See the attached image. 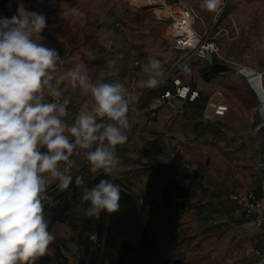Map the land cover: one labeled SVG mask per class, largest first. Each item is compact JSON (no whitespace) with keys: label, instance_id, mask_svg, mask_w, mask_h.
Segmentation results:
<instances>
[{"label":"crops","instance_id":"1","mask_svg":"<svg viewBox=\"0 0 264 264\" xmlns=\"http://www.w3.org/2000/svg\"><path fill=\"white\" fill-rule=\"evenodd\" d=\"M191 1L174 0V5L191 8L200 22L196 28L206 32L211 23L200 17L201 9ZM240 1L234 12L239 21L237 38L229 39L237 48L238 53L229 57L235 62L206 80L216 61L192 59L175 76L199 90L195 104L170 107L161 98L164 87L172 84L167 75L177 68V58L187 54L174 50L172 44L162 54L149 55L163 57L164 87H139V81L146 78L142 72L146 54L145 62L141 53L124 51L108 62L82 65L93 81L119 80L139 94L138 103L128 113L127 142L116 149L120 163L109 176L142 201L149 229L163 254L188 264H257L258 257L248 248L264 245V228L236 213V204L229 197L231 191L243 194L252 189L261 194L264 189V0ZM145 4L168 7L164 0ZM219 43L223 47L225 40ZM70 69L57 70L53 81L63 98L71 101L69 122L90 99L71 85ZM49 97L46 93V99ZM71 160V175L83 176L87 185L105 174L92 172L79 150ZM173 180L185 184L188 191L174 194L168 202L164 190Z\"/></svg>","mask_w":264,"mask_h":264},{"label":"clouds","instance_id":"2","mask_svg":"<svg viewBox=\"0 0 264 264\" xmlns=\"http://www.w3.org/2000/svg\"><path fill=\"white\" fill-rule=\"evenodd\" d=\"M221 0H203L215 10ZM44 14L21 4L18 14L0 18V264H35L55 240L45 218L48 186L64 192L75 184L88 206L85 216L119 210L121 188L110 179L85 187L81 175L69 171L79 150L92 172L110 175L119 165L117 146L127 142L128 113L140 96L117 81H93L82 65L67 72L73 87L90 97L71 122L70 99L53 81L64 58L46 47ZM141 89H155L166 80L161 60L149 56L142 66ZM46 93L52 97L46 99Z\"/></svg>","mask_w":264,"mask_h":264},{"label":"rangeland","instance_id":"3","mask_svg":"<svg viewBox=\"0 0 264 264\" xmlns=\"http://www.w3.org/2000/svg\"><path fill=\"white\" fill-rule=\"evenodd\" d=\"M146 1L150 4V0H0V18L10 19L17 15L21 4L30 12L44 14L48 27L42 33V43L55 49L64 58V64L58 70H68L78 64L97 65L108 62L113 55L124 51L141 53L140 59L144 61L145 54L148 58L153 53L162 54L163 51H168L171 44L173 47L169 34L170 23L159 15L168 16L158 14L157 8L162 7H148ZM173 1L164 0L167 5H173ZM192 1L201 9L200 17L212 24L206 31L210 30L213 38L219 42L225 40L222 49L228 63L224 65L235 62L229 57L233 58L238 52L235 51V41L231 42L229 39L237 38L236 24L239 21L236 22L234 12L240 8L241 1L221 0L213 11L202 7L203 0ZM165 10L169 14L168 10L172 13L174 9L166 6ZM214 22H217L216 27ZM198 23L196 22L197 26ZM244 37L253 40L251 36ZM240 40L242 43L243 35H240ZM187 56L188 53L182 59L178 57L175 63L182 62ZM159 60L163 62V57ZM84 186L88 187L87 184ZM47 191L54 192L57 197L60 193L56 182L50 183ZM81 195V188L77 192L69 189L64 191V199L60 198L67 211L64 222L53 221L55 207L44 208L49 231L54 234L55 240L47 252L37 258L35 264H91L95 256L99 257L98 263L101 261L97 250V237L95 240L91 238L95 233L83 229L87 219L84 215L85 204L80 200Z\"/></svg>","mask_w":264,"mask_h":264},{"label":"trees","instance_id":"4","mask_svg":"<svg viewBox=\"0 0 264 264\" xmlns=\"http://www.w3.org/2000/svg\"><path fill=\"white\" fill-rule=\"evenodd\" d=\"M225 70L226 67L224 64L215 62L205 79L210 80ZM105 178L111 180L109 175L103 174L88 183L87 186L91 188L98 183L100 179ZM120 188L121 199L118 211L114 213L102 212L98 219L85 216L87 220L83 229L84 231L95 233L97 237V250L99 251L101 258V261L98 263L99 257L95 256L90 263L188 264L182 260L168 258L163 254L155 236L149 229V219L146 215L145 206H142L128 190L121 186ZM187 189L188 188L185 187V184L176 180L171 181L170 185L164 190V194L167 197L166 200L170 202L174 194L188 191ZM69 190L77 192L79 188L73 183ZM52 194L55 195L59 201L60 198L64 199V192L59 193L60 197H57L54 192H52ZM87 206L88 205L85 204V208ZM55 209L56 213L53 217V221L64 222L67 218V211L61 201L55 206Z\"/></svg>","mask_w":264,"mask_h":264},{"label":"built area","instance_id":"5","mask_svg":"<svg viewBox=\"0 0 264 264\" xmlns=\"http://www.w3.org/2000/svg\"><path fill=\"white\" fill-rule=\"evenodd\" d=\"M160 7L166 9L165 5H160ZM168 7L174 9L168 18V23H170L169 34L172 38L173 49L187 52L188 56L185 60L178 63L177 68L173 72L167 75L168 78L172 77V84L166 88L162 85L164 92L161 98L170 107H175L174 100L177 99H182L185 103L195 104L200 98L199 90L185 84L180 77H175L178 71L192 59L207 61L208 55H213L214 61L217 63L224 64L227 60L222 54V45L213 38L212 32L210 30L202 32L196 28V14L191 8H178L174 4L168 5ZM166 82L167 80L164 83ZM48 99L51 100L52 97L50 96ZM46 195L52 197V203L49 204L45 200L44 208L55 207L59 204V199L51 191H47ZM229 197L236 204V213L251 218L258 228H264V189L261 194L252 189L243 194H236L231 191ZM139 203L142 204V201ZM91 238L95 240L96 235H92ZM248 251L258 257L257 264H264V245L262 247L252 245L248 248Z\"/></svg>","mask_w":264,"mask_h":264},{"label":"water","instance_id":"6","mask_svg":"<svg viewBox=\"0 0 264 264\" xmlns=\"http://www.w3.org/2000/svg\"><path fill=\"white\" fill-rule=\"evenodd\" d=\"M206 59H207V61H209L211 64L214 63V56H213V55H208ZM174 104H175V106L178 107V108H183V107H185V105H186L185 101L182 100V99L174 100Z\"/></svg>","mask_w":264,"mask_h":264},{"label":"bare ground","instance_id":"7","mask_svg":"<svg viewBox=\"0 0 264 264\" xmlns=\"http://www.w3.org/2000/svg\"><path fill=\"white\" fill-rule=\"evenodd\" d=\"M152 1H157V0H152ZM157 11H158V14H162L164 16H168V18L170 17V13H171L170 10H168L169 14L166 12L165 9L157 8ZM162 19H164V18H162Z\"/></svg>","mask_w":264,"mask_h":264}]
</instances>
